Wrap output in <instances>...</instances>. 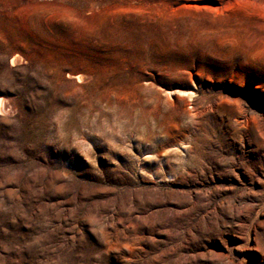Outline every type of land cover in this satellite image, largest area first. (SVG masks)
<instances>
[{
  "label": "rangeland",
  "instance_id": "rangeland-1",
  "mask_svg": "<svg viewBox=\"0 0 264 264\" xmlns=\"http://www.w3.org/2000/svg\"><path fill=\"white\" fill-rule=\"evenodd\" d=\"M0 100V264H264V0H0Z\"/></svg>",
  "mask_w": 264,
  "mask_h": 264
},
{
  "label": "bare ground",
  "instance_id": "bare-ground-1",
  "mask_svg": "<svg viewBox=\"0 0 264 264\" xmlns=\"http://www.w3.org/2000/svg\"><path fill=\"white\" fill-rule=\"evenodd\" d=\"M14 61L12 60L11 63H13ZM75 81L76 82H80L82 80V76L81 75H78L76 76L75 78ZM3 101L0 100V113H3L5 110H4V103H2ZM6 114V113H5Z\"/></svg>",
  "mask_w": 264,
  "mask_h": 264
}]
</instances>
